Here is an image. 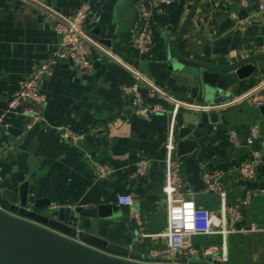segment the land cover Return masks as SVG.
<instances>
[{
    "label": "crops",
    "instance_id": "1",
    "mask_svg": "<svg viewBox=\"0 0 264 264\" xmlns=\"http://www.w3.org/2000/svg\"><path fill=\"white\" fill-rule=\"evenodd\" d=\"M140 1L0 0V177L2 180L20 173L29 182L30 197L48 199L52 205L72 202L83 209L97 208L116 216L108 229L110 241L130 250L135 245L141 258L131 263L155 264L146 263V256L150 250L165 246L160 236L167 230V210L161 188L170 117H136L122 89L136 82L128 73L132 71L156 90L149 98L148 88L140 86L146 104H160L166 110L179 104L175 130L181 125L182 113L198 109L189 98L188 73L169 69L175 59L173 40L196 0H171L169 7L157 10L151 28L153 45L144 56L132 44L140 26ZM84 2L95 13V19L87 21L82 30L93 69L78 73L71 64L63 63L45 78L44 123L29 129L19 115H6L8 102L35 68L58 49L51 20L73 15ZM257 2L247 0L244 8L235 0H198L179 53L190 60L221 65L263 54L264 25L253 14ZM95 31H99L98 36ZM96 37L104 43L96 41ZM255 67L248 80L232 90L230 102L206 111L213 128L197 141L194 151L181 156L175 146L173 156L184 184L195 193L196 207L217 216L221 210L219 195L206 191L203 174L207 173L219 180L226 208L240 211L238 221L227 220L226 227L234 233L224 240L226 261L216 255L186 262L178 253L163 257L160 264H264V232H251L252 227L264 228V120L258 108L244 100L250 92L264 94V60ZM56 127L84 134L85 140L74 147L60 138ZM8 128L22 133L14 137ZM252 128L260 137L247 146ZM231 131L238 134L241 147L230 144ZM253 158L256 177L242 180L236 168ZM141 160L148 166L145 175L137 178L135 165ZM94 164L106 167L110 176L99 180ZM247 192H253L251 204L242 208L240 203ZM121 195H131L133 209L142 213L143 225L141 230L136 228L135 239L127 224L131 211L117 204ZM2 203L1 214L8 216ZM34 227L47 235L42 239L54 243L48 235L54 233ZM141 233L146 237L140 238ZM142 242L147 246L140 248ZM222 242L220 235L191 239L192 245L200 248L221 246Z\"/></svg>",
    "mask_w": 264,
    "mask_h": 264
},
{
    "label": "built area",
    "instance_id": "2",
    "mask_svg": "<svg viewBox=\"0 0 264 264\" xmlns=\"http://www.w3.org/2000/svg\"><path fill=\"white\" fill-rule=\"evenodd\" d=\"M228 1V0H226ZM242 7L248 6L247 0H235ZM257 7L253 10V14L264 25V0H258ZM172 4L171 0H141L138 3L139 28L135 33L132 44L140 55H147L152 48L151 28L157 14V10ZM95 19V13L88 2H84L79 9L71 16L57 18L54 17L52 27L58 37V49L50 54L32 74L22 83L19 90L12 96L8 102L6 115L16 114L27 121V127L33 128L36 125L43 124L42 112L44 108V96L42 94V86L45 78L53 75L55 70L62 66L63 63L71 64L78 73L89 72L93 69V63L90 59V52L86 45V39L82 33L84 25L89 20ZM105 57L112 60L108 55ZM134 81L131 86H125L122 89L124 95L129 97L131 108L136 117L149 119L156 115H169L170 123L167 131V138L164 144L165 160H164V183L161 192L166 203V232L160 237L164 239V248L152 249L147 253L146 263L160 264V259L174 254H181L184 261L192 258L213 257L218 255L222 262L226 261V246L224 240L226 235L234 233L226 227L227 220L236 222L241 218L238 209H227L225 205V193L221 188L219 180L212 178L207 173L203 174L206 191L209 193H217L220 197V213L217 216L210 212L199 209L195 206V193L188 188L178 171V167L173 163L175 151V120L179 113L180 105L175 104L171 110H166L160 104H146L140 94V86L149 90V98L156 94L151 85L141 78L137 73L128 71ZM244 100L254 107H264V94L258 92H250L244 96ZM1 123V121H0ZM60 138L74 147L80 145L84 140V134H76L66 128H54ZM250 136L246 141V145L250 146L260 136L257 129L252 128L249 132ZM230 144L234 148L241 147V141L238 134L234 131L229 133ZM261 148L264 149V140L261 141ZM1 162V159H0ZM94 170L98 175V179H106L111 172L103 165L94 164ZM148 162L139 161L135 165V177L139 178L145 175ZM256 159L241 163L237 168V174L242 180L251 181L256 177ZM1 181V177H0ZM264 195V191L262 192ZM253 192H247L242 199L240 205L242 208H248L251 204ZM117 204L121 208H128L131 216L135 221V226L141 230L143 225L141 211L133 209V197L131 195H121L117 197ZM76 207V206H75ZM78 207V206H77ZM83 208L82 206H79ZM0 212L4 210L0 207ZM264 232V228L252 227L251 232ZM222 237L221 246H208L204 248L195 247L191 243V239L197 236H215ZM146 236L141 233L140 238ZM145 263V262H144Z\"/></svg>",
    "mask_w": 264,
    "mask_h": 264
},
{
    "label": "water",
    "instance_id": "3",
    "mask_svg": "<svg viewBox=\"0 0 264 264\" xmlns=\"http://www.w3.org/2000/svg\"><path fill=\"white\" fill-rule=\"evenodd\" d=\"M197 1L189 9V14L173 40L172 51L175 59L169 66L173 71L188 73L191 79L189 98L198 106L192 113L186 112L179 116L181 125L175 130V146L177 154L181 156L193 152L197 141L213 128L206 111L230 102L233 98L232 90L248 80L256 71L255 64L264 60V53L227 65L183 57L178 47L190 25ZM94 33L98 36L99 31ZM94 39L104 43L97 37ZM258 113L264 120V107H259ZM7 131L12 132L14 137L22 133L12 128ZM0 201L8 215L0 212L2 264L3 261L6 264L9 261L23 264L24 260L25 264H135L127 260L136 261L141 258L135 245L130 250L110 241L108 229L110 221L116 219V216L112 217L97 208L75 207L72 202L52 205L48 199L30 197L29 182L20 173L9 174L0 181ZM128 219V228L135 239V221L131 217ZM34 225L54 233L48 234L54 243L49 239H42L47 235L35 229ZM24 246L37 249L41 253L27 251Z\"/></svg>",
    "mask_w": 264,
    "mask_h": 264
},
{
    "label": "trees",
    "instance_id": "4",
    "mask_svg": "<svg viewBox=\"0 0 264 264\" xmlns=\"http://www.w3.org/2000/svg\"><path fill=\"white\" fill-rule=\"evenodd\" d=\"M142 245H141V247L140 248H144V247H146L147 245H145V242H142L141 243Z\"/></svg>",
    "mask_w": 264,
    "mask_h": 264
},
{
    "label": "rangeland",
    "instance_id": "5",
    "mask_svg": "<svg viewBox=\"0 0 264 264\" xmlns=\"http://www.w3.org/2000/svg\"><path fill=\"white\" fill-rule=\"evenodd\" d=\"M0 243H2L1 242V240H0ZM130 262H133V260H130ZM29 264H32L31 262H28ZM28 263H26V264H28ZM23 264H25V263H23ZM36 264V263H35Z\"/></svg>",
    "mask_w": 264,
    "mask_h": 264
}]
</instances>
